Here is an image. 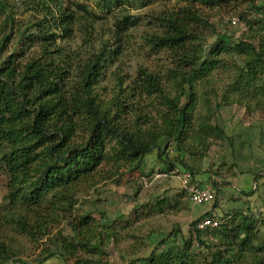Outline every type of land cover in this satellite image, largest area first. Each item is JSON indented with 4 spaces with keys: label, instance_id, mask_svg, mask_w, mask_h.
Returning <instances> with one entry per match:
<instances>
[{
    "label": "trees",
    "instance_id": "16d2710c",
    "mask_svg": "<svg viewBox=\"0 0 264 264\" xmlns=\"http://www.w3.org/2000/svg\"><path fill=\"white\" fill-rule=\"evenodd\" d=\"M231 1L182 0L179 10L164 13L158 18L164 30L157 26L160 31L144 35L143 47L146 57L164 52L173 62L163 68L164 74L140 67L135 76L122 61L124 39L139 18L130 12L118 13L121 8L112 9L129 0L98 1L99 9L115 19L112 37L84 56L75 50L66 51L59 39L72 38L82 15L85 20L97 17L86 6L76 10L63 0H34L30 7L42 17L21 20L9 2L0 1V176L6 178L10 204L34 214L36 227L49 234V224L65 220L73 212L78 192L105 162L142 160L152 150L160 151L162 138L181 140L192 125L195 85L219 61L206 59L208 54L202 58L201 50L197 52L209 22L196 5L213 7ZM247 1L263 21L264 4L256 6L254 0ZM219 37L221 41L227 38L225 34ZM92 43L89 41L91 47ZM259 48L239 41L228 49H243L251 73L256 74L253 62H264ZM211 51L219 54L221 48ZM113 66V90L110 96L102 97L97 88ZM164 80L176 85L175 96L167 92ZM182 96L187 97L185 104L181 103ZM159 105L164 106L159 108L163 130L151 124L150 112L145 110L146 106ZM159 156L164 158L162 152ZM259 177L257 174L254 179ZM88 216L82 217L83 223ZM205 217L214 216L207 214L193 222L182 248L171 247L157 254V246L140 261L202 264L194 248L203 247L210 259L203 264H264V246L253 236L261 228L257 220L236 212L220 220L218 227L192 234ZM18 224L34 236L36 228L22 217ZM261 225L264 227V219ZM74 229L81 230L83 239L87 237L82 225L75 224ZM205 233L211 234L210 241L203 238ZM54 242L67 250L76 247ZM165 243L167 239L159 246ZM54 254L49 252L43 260Z\"/></svg>",
    "mask_w": 264,
    "mask_h": 264
},
{
    "label": "rangeland",
    "instance_id": "374dc122",
    "mask_svg": "<svg viewBox=\"0 0 264 264\" xmlns=\"http://www.w3.org/2000/svg\"><path fill=\"white\" fill-rule=\"evenodd\" d=\"M0 1L9 2L21 20L42 17L30 7L34 0ZM63 1L76 10L86 6L97 14L94 20H85L82 15L72 38L59 39L66 51L75 50L84 56L112 37L115 19L99 9V0ZM249 4L247 0H232L228 5H196L209 22L197 52L201 50L202 58L208 54L206 59L219 61L195 85L192 125L181 140L162 138L160 151L154 149L142 160L105 162L78 192L73 212L65 220L49 224V234L36 227L34 214L10 204L6 178L0 176V264H144L140 260L149 257L157 246V254L171 247L182 248L183 238L189 236L197 219L211 214L224 221L236 212L258 221L261 228L253 236L264 246V62H253L254 71H258L251 73L243 49H228L248 41L260 47L258 52L264 59V19ZM263 4L264 0H254L256 6ZM182 5V0H129L112 7L139 18L124 39L122 62L127 71L135 76L140 67H149L164 74L163 68L173 60L164 52L146 57L143 36L164 30L158 18ZM219 34L227 38L221 41ZM218 46L221 52L212 54ZM115 69H110L97 88L102 97L111 95ZM163 84L170 95H176L173 81L164 80ZM186 102L187 97L182 96L181 103ZM160 107L164 106H146L145 110L150 112L151 124L161 129ZM183 170L193 172L198 183L211 182L217 198L193 204L181 186ZM257 174L261 177L255 180ZM87 215L89 219L83 223L82 217ZM20 217L36 228L34 236L21 229ZM75 224L88 232L85 239L81 230L74 229ZM203 238L210 241L212 236L205 233ZM163 239L167 243L159 246ZM55 240L76 247L59 248ZM194 251L202 264L210 260L203 247ZM49 252L55 254L43 260Z\"/></svg>",
    "mask_w": 264,
    "mask_h": 264
},
{
    "label": "built area",
    "instance_id": "2783aa9c",
    "mask_svg": "<svg viewBox=\"0 0 264 264\" xmlns=\"http://www.w3.org/2000/svg\"><path fill=\"white\" fill-rule=\"evenodd\" d=\"M180 182L183 191L193 204H204L214 201L216 198V190L211 182L198 183L193 172L183 170L180 174ZM221 224L220 219L215 217L202 218L192 229V234L196 235L197 231H206L209 228H216Z\"/></svg>",
    "mask_w": 264,
    "mask_h": 264
}]
</instances>
